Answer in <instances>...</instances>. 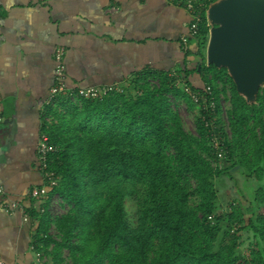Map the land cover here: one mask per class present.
<instances>
[{"label": "trees", "instance_id": "obj_1", "mask_svg": "<svg viewBox=\"0 0 264 264\" xmlns=\"http://www.w3.org/2000/svg\"><path fill=\"white\" fill-rule=\"evenodd\" d=\"M209 29L205 16L196 51H187L199 58L197 65L181 71L193 89L190 74L199 72L205 79L198 48L207 46ZM210 66L217 78L232 83L227 155L233 166L263 181L264 88L249 105L227 69ZM177 81L171 72L148 70L102 99L79 96L80 104H73L61 94L44 107L42 130L57 147L50 169L58 184L50 196L58 194L71 204L52 218L48 200L45 211L34 214L39 218L36 249L52 264H264V183L256 190L247 225L242 205L229 214L217 212L215 179L221 170L211 162L214 149L200 117L196 133L190 132L173 107L171 96L196 106ZM127 197L137 205L135 224L128 218ZM247 228L258 247L245 256L238 251L239 233Z\"/></svg>", "mask_w": 264, "mask_h": 264}, {"label": "crops", "instance_id": "obj_2", "mask_svg": "<svg viewBox=\"0 0 264 264\" xmlns=\"http://www.w3.org/2000/svg\"><path fill=\"white\" fill-rule=\"evenodd\" d=\"M190 20L173 0H0V257L45 264L38 257L36 212L45 211L37 146L42 112L55 80V50L65 48L70 89L121 85L137 73L197 65L180 42ZM196 45L189 50L196 51ZM197 88L207 83L194 72ZM16 202L17 206H11ZM49 264H52L50 262Z\"/></svg>", "mask_w": 264, "mask_h": 264}, {"label": "water", "instance_id": "obj_3", "mask_svg": "<svg viewBox=\"0 0 264 264\" xmlns=\"http://www.w3.org/2000/svg\"><path fill=\"white\" fill-rule=\"evenodd\" d=\"M207 20L208 65L226 68L239 95L256 104L264 88V0H214Z\"/></svg>", "mask_w": 264, "mask_h": 264}, {"label": "rangeland", "instance_id": "obj_4", "mask_svg": "<svg viewBox=\"0 0 264 264\" xmlns=\"http://www.w3.org/2000/svg\"><path fill=\"white\" fill-rule=\"evenodd\" d=\"M196 39L197 37L193 38L190 41V44L192 46L196 45ZM199 51L204 57V62L203 64H201L203 72L206 73L204 75V81H206L207 83L209 82L211 85H213L214 90L218 91L221 114L223 115V125L226 126V129L228 131V142L232 139L233 135L230 124V113L233 109L232 83L227 77L217 78L215 76L216 68L208 65L207 63V46L202 47L201 50L200 48H198V52ZM152 82L157 83L158 80H153ZM70 98L73 104H80L78 97L74 96ZM171 98L173 102V107L180 114L186 130L196 133V124L200 117L198 107L195 106L193 108H189L186 101L182 98L177 99L173 98L172 96ZM238 99L241 100L240 98ZM211 162L214 168H216L217 170H221V174L215 179L218 194L217 212L222 215L229 214L234 206L238 207L242 205L245 219L244 224L247 225L257 205L254 202L256 190L261 183H264V179L263 181H259L256 175L248 176L244 168L238 165L233 166L234 160L229 159L227 153L226 157L222 159L215 158L213 154V156L211 157ZM70 208L71 204L69 202L65 201L60 195L54 194L51 196L50 205L47 208V211L49 212L52 218H55L56 216L67 212ZM126 209L130 222L135 224L137 220V205L136 202H134V200L132 199V197L126 198ZM221 224L222 229L226 230L228 222L224 219L222 220ZM50 232L55 238L58 236L57 230L54 225L52 226ZM239 235L240 247L238 251L241 254L247 256L252 250L258 247L257 239L250 228L240 231ZM67 255L68 252L65 251V256L67 257ZM41 259L45 264H49L50 262H52V258L47 256L46 254L42 255Z\"/></svg>", "mask_w": 264, "mask_h": 264}, {"label": "built area", "instance_id": "obj_5", "mask_svg": "<svg viewBox=\"0 0 264 264\" xmlns=\"http://www.w3.org/2000/svg\"><path fill=\"white\" fill-rule=\"evenodd\" d=\"M177 5L184 7L190 16V20L187 24V31L180 37L181 46L185 51H189L191 38H195L200 30L201 24L205 21V16L208 10L210 2L213 0H173ZM207 20V16H206ZM207 24L209 26L208 20ZM210 27V26H209ZM65 48L58 46L55 50V80L50 90L49 104L54 103V100L58 95L64 94L69 97L84 96L93 99H102L105 95L111 91H122V85H105V86H93L87 88L70 89L66 83V68L64 62ZM172 75L178 78L177 84L185 93L190 95L194 103L199 109L200 119L205 126L208 134L210 144L214 149V156L217 159L226 157L227 153V129L223 125V115L221 114L219 98L216 96L213 85L206 83L203 88L193 89L191 85L185 82V77L176 70L171 71ZM224 113V111H223ZM57 150V147L50 142L46 133H42L40 136L37 154L39 168L43 171L47 186L45 189L40 190L35 188L32 190V195L40 197L46 192L50 191L55 185L58 184V176L54 170L50 169L51 155ZM4 188L0 185V196L4 194ZM11 206H17L16 202ZM212 216H210L211 218ZM42 256L38 253V257ZM0 264H21L18 262L8 263L0 257Z\"/></svg>", "mask_w": 264, "mask_h": 264}]
</instances>
